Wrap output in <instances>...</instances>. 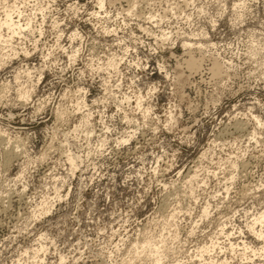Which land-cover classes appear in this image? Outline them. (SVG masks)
Wrapping results in <instances>:
<instances>
[{
	"label": "clouds",
	"instance_id": "clouds-1",
	"mask_svg": "<svg viewBox=\"0 0 264 264\" xmlns=\"http://www.w3.org/2000/svg\"><path fill=\"white\" fill-rule=\"evenodd\" d=\"M0 264H264V0H0Z\"/></svg>",
	"mask_w": 264,
	"mask_h": 264
}]
</instances>
